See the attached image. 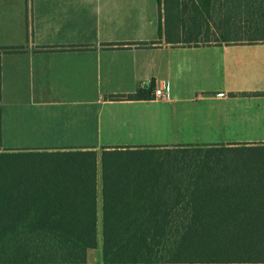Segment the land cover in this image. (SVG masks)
Masks as SVG:
<instances>
[{
    "label": "trees",
    "instance_id": "obj_1",
    "mask_svg": "<svg viewBox=\"0 0 264 264\" xmlns=\"http://www.w3.org/2000/svg\"><path fill=\"white\" fill-rule=\"evenodd\" d=\"M158 1L168 40L264 42V0ZM151 90L113 99H151ZM252 151L264 152V142L0 151V264H86L88 250L98 247L99 168L103 264L264 258V170L245 173L233 165ZM149 158L174 171L132 168Z\"/></svg>",
    "mask_w": 264,
    "mask_h": 264
},
{
    "label": "crops",
    "instance_id": "obj_2",
    "mask_svg": "<svg viewBox=\"0 0 264 264\" xmlns=\"http://www.w3.org/2000/svg\"><path fill=\"white\" fill-rule=\"evenodd\" d=\"M165 26L158 0H0V142H18L0 151H98L75 142L121 138L99 112L113 102L167 103L171 123L201 131L191 142H264L232 133L245 129V118L264 114V42L183 43L168 40ZM244 57L260 65L248 71L252 81H221L222 65ZM149 86L151 99H113ZM157 88L163 98L154 96ZM96 193L102 229L99 172ZM96 251L88 250L86 264L100 263Z\"/></svg>",
    "mask_w": 264,
    "mask_h": 264
},
{
    "label": "rangeland",
    "instance_id": "obj_3",
    "mask_svg": "<svg viewBox=\"0 0 264 264\" xmlns=\"http://www.w3.org/2000/svg\"><path fill=\"white\" fill-rule=\"evenodd\" d=\"M260 67L254 60L250 57H244L243 59L233 60L222 65L224 69L221 81L226 83H236L243 84L246 82H251L250 75L248 71L252 68ZM255 81L260 79V76L257 75L254 77ZM253 80V81H254ZM100 115L104 121H109L110 130L113 134L120 136L121 138L116 142H75V143H89L98 148V152L101 153L103 147L105 146H125V147H148V146H166L169 148H175L177 145L183 146H196V145H229L236 143H245V142H191L192 138H195V135L200 133L199 130H192L190 128H184L178 125L171 123V119L175 116L173 113V108L170 107L167 103L158 101L155 103H146V104H121L119 102L106 103L102 104L99 107ZM241 127L245 129H237L232 133L236 132L239 134L245 135H255L254 139H263L264 138V114L260 115L257 118L248 119L245 118L241 121ZM247 124L248 126H246ZM11 143L18 142H0V147L10 146ZM30 145L29 142H20ZM61 143V142H58ZM70 143V142H66ZM251 144L262 143V142H249ZM243 157L247 159L238 163H233V165L240 172L245 173H257L264 170V152H248L243 154ZM263 160H255L258 158ZM123 160H127L124 156ZM135 159H131L134 161ZM139 160V166L132 165V168H137L141 171H148L150 168H155L156 166H161L164 171H174L173 167H169V163H162L161 160L155 158H149L146 162ZM262 162V163H261ZM147 163V164H145ZM227 164H232L227 162ZM164 166V168H163ZM100 167V166H99ZM101 174V168L98 170ZM102 234L101 228H99V237H98V247L94 254H100L102 257ZM262 256V255H261ZM102 260V259H101ZM99 264H103V260ZM161 264V263H160Z\"/></svg>",
    "mask_w": 264,
    "mask_h": 264
},
{
    "label": "built area",
    "instance_id": "obj_4",
    "mask_svg": "<svg viewBox=\"0 0 264 264\" xmlns=\"http://www.w3.org/2000/svg\"><path fill=\"white\" fill-rule=\"evenodd\" d=\"M154 96L158 97V98H163L165 96L164 92L162 91V89L157 88L154 91Z\"/></svg>",
    "mask_w": 264,
    "mask_h": 264
}]
</instances>
